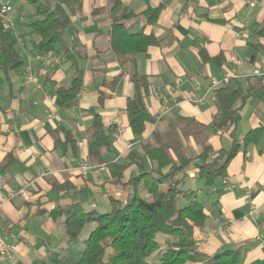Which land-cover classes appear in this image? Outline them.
<instances>
[{
  "label": "crops",
  "instance_id": "0c3cea01",
  "mask_svg": "<svg viewBox=\"0 0 264 264\" xmlns=\"http://www.w3.org/2000/svg\"><path fill=\"white\" fill-rule=\"evenodd\" d=\"M65 2L71 16L65 32L69 49L60 44L49 51L40 48L32 21L26 23L22 15L10 25L24 64L19 72L0 69V243L13 249V257L0 264H59L62 254L76 248V239L66 232L72 215L63 210L88 200L94 208L99 193L108 195L111 207L110 197L125 198L131 187L117 186L107 163L140 149L126 111L135 91L134 75L149 82L145 104L153 120L144 138L155 129L179 128L196 119L206 125L213 157L233 145V128L220 130L212 124L216 89L231 76L246 89L252 87L235 128L239 150L226 175L207 184L197 178L198 165L192 164L186 197L203 202L207 215L196 234L193 264L236 248L243 264H264V133L256 142H244L250 130L264 129V76L253 74L264 69V0L253 6L247 0ZM113 17L128 34L144 30L156 42L145 51L126 53ZM30 75L33 80L28 81ZM77 76L82 87L76 99L59 105L57 87L68 86ZM213 79L220 83L213 86ZM96 114L107 131L114 128L109 148L102 150L105 163L90 150ZM119 125L126 131L117 135ZM200 137L186 139L189 155L200 154ZM129 143L136 147L128 149ZM91 163L101 167L84 171ZM136 170L130 165L123 181Z\"/></svg>",
  "mask_w": 264,
  "mask_h": 264
},
{
  "label": "trees",
  "instance_id": "16d2710c",
  "mask_svg": "<svg viewBox=\"0 0 264 264\" xmlns=\"http://www.w3.org/2000/svg\"><path fill=\"white\" fill-rule=\"evenodd\" d=\"M17 1L28 2L34 9L36 16L30 25L39 36L40 48L49 51L60 44L69 49L65 37L71 27V16L65 7L67 1ZM2 6L0 3V69L7 74L19 72L24 59L20 49L12 43L14 32L5 26ZM113 18L117 24L118 17ZM117 28L128 54L145 51L149 44L156 42L155 37L145 34L144 30L128 34L121 24H117ZM133 80L135 91L127 101L126 111L132 133L140 138V149L131 151L122 161L107 163L116 185L131 189L127 190L123 200L110 197L112 207L107 212L86 209L82 202L72 203L63 210L62 213L72 215L66 230L69 239H78L89 223L94 227L84 239L81 254H62L59 264H193L196 261V234L205 226L207 215L201 201L179 205L181 197L187 194L189 169L192 164L198 165L197 178L205 179L207 184L226 175L240 146L235 135L240 111L253 89L250 86L246 89L243 82L233 76L216 89L212 124L220 130L233 128V145L228 149L221 148L213 157L206 125L196 119L179 128L155 129L144 138L147 125L153 120L145 104L149 82L146 76L139 75H134ZM81 87L78 76L68 86H58L57 103L73 102ZM113 130L107 131L100 115H95L90 129V150L99 163H105L102 150L109 148ZM263 133V128L250 130L245 136V144L258 141ZM191 136H201L202 150L196 156L189 155L185 147L186 139ZM132 164L137 170L131 173L128 181H123L125 170ZM160 233L166 235L164 245L157 240ZM205 264H243L242 254L237 248L217 251Z\"/></svg>",
  "mask_w": 264,
  "mask_h": 264
},
{
  "label": "rangeland",
  "instance_id": "374dc122",
  "mask_svg": "<svg viewBox=\"0 0 264 264\" xmlns=\"http://www.w3.org/2000/svg\"><path fill=\"white\" fill-rule=\"evenodd\" d=\"M0 3L2 5H10L12 7L11 11L4 14V22H5L6 28H11V26H10L11 22H14V23L17 22L18 23V21L20 20V15H22L24 17V20H26V23L31 22L35 19L36 15H35L34 9L28 2L17 1V0H0ZM22 26L23 25H19V28H21ZM15 30H19V29H15ZM210 159H213V157H211ZM190 197H192V194ZM95 198L97 200V202H95L97 205H96V207H94L96 210H98L99 212H107V211L111 210V208H110L111 205H110L109 198H108L107 194H100L99 193V194L95 195ZM91 200H92V198H91ZM193 200H198V198L192 197V199H187L185 197H181V199L179 201V205H184V204H186L190 201H193ZM84 206L86 209L92 208V207H90V200L85 201ZM93 227H94L93 223H89L85 226L81 237L76 239V241H75L76 248L71 252V254H73L75 256H79L81 254L80 249L84 248L83 238H86L89 235V233L93 229ZM157 240L162 245H164L165 241H166V235L160 233L157 236Z\"/></svg>",
  "mask_w": 264,
  "mask_h": 264
},
{
  "label": "built area",
  "instance_id": "2783aa9c",
  "mask_svg": "<svg viewBox=\"0 0 264 264\" xmlns=\"http://www.w3.org/2000/svg\"><path fill=\"white\" fill-rule=\"evenodd\" d=\"M256 1L257 0H247V3L250 5V6H253L256 4ZM12 10V7L10 5H3L2 8H1V13L4 15L5 13L9 12ZM11 26H14V22H11L10 23ZM254 75L256 76H264V69L261 70L259 67L256 68L253 72ZM28 81H31L33 80V76L30 75L28 76L27 78ZM228 81V78L225 79V82ZM220 82L216 79H213L212 80V85L213 86H217ZM164 115V112H162L159 116L160 118ZM126 131V127L125 126H122V125H119L118 128H117V132L116 134L119 135V134H123L124 132ZM136 147V143H129L127 145V148L128 149H134ZM97 167H101V164H98V163H91V164H87L85 166H83V169L84 171L86 170H89V169H92V168H97ZM12 194H15V191H12L11 192ZM12 246L8 243H0V260H5V259H8V258H12L13 257V252H12Z\"/></svg>",
  "mask_w": 264,
  "mask_h": 264
}]
</instances>
